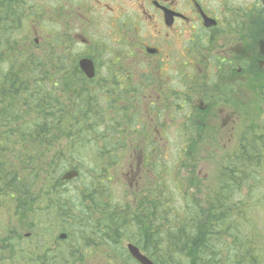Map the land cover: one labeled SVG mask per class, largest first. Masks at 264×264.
I'll use <instances>...</instances> for the list:
<instances>
[{"label":"trees","instance_id":"1","mask_svg":"<svg viewBox=\"0 0 264 264\" xmlns=\"http://www.w3.org/2000/svg\"><path fill=\"white\" fill-rule=\"evenodd\" d=\"M32 10L24 0H0V197L28 229L38 227V214L55 211L54 222L67 238L33 245L25 252L29 264H137L124 242L154 264H264V233L256 228L264 203V140L251 139L256 128L242 130L236 147L217 160L216 179L203 199L189 194L181 177L166 185L164 174L152 171L159 165L153 158L145 194L116 204L113 174L127 146L121 135L133 123V111L139 114L135 88L128 92L133 99L122 96L119 71L111 66L110 86L86 80L77 68L83 52L67 54L75 41L35 43ZM87 53L96 62L98 53ZM190 123H183L187 135ZM64 168L79 172L74 188L60 181ZM1 243L4 264L10 246Z\"/></svg>","mask_w":264,"mask_h":264},{"label":"rangeland","instance_id":"2","mask_svg":"<svg viewBox=\"0 0 264 264\" xmlns=\"http://www.w3.org/2000/svg\"><path fill=\"white\" fill-rule=\"evenodd\" d=\"M26 5L32 10V18L35 21L34 26L36 33L33 34L32 39L40 38L50 40L55 44L56 47L65 46L63 41H69L72 45L68 49L67 54L72 58L73 55L80 53L86 55L87 52H97L96 65L98 66V79L105 76V69L101 70L102 66H111L112 60H115V52L121 48L122 50V63L124 73L128 72L130 79L127 80L125 85L123 84L122 93L123 95L129 96L128 92L131 91L130 87L135 86L136 78L133 77V71L136 69L143 70L145 76L149 77V72H152L154 78L157 79L155 85H153L156 94H158L159 84L161 81L166 86L168 81L166 80V74L169 69V63L167 62V48L174 49V54L180 50L181 41L175 39L168 43L163 38L158 40V47L160 53L158 55V62L156 68L154 62L152 66L147 67L140 61L133 60L131 42L133 35L138 40H146L145 44L152 47L155 46V40L149 41L152 34V28L148 26L147 21L143 25L144 29L137 33L135 29L138 28L139 23L142 21L139 11L137 10L136 0H24ZM164 36V35H163ZM83 40V41H82ZM87 40V41H86ZM39 41V40H38ZM73 41V42H72ZM68 44V47H69ZM80 54V55H82ZM90 54L86 55L89 56ZM99 58V59H98ZM95 60V59H94ZM189 74L184 81L182 78L178 82L174 80L170 71L172 82V90H180L185 86L186 81L195 83L194 80L201 78L204 72L188 71ZM214 71L207 72L209 77L214 74ZM168 74V75H169ZM195 77L189 80L191 75ZM198 74V75H197ZM259 74V76H257ZM136 75V74H135ZM138 75V74H137ZM256 76H251L249 86L247 87V104L246 100L238 96L236 98L235 109L236 115L241 119H237L236 116V127L245 124L253 125L256 131L252 133V139L264 140V95L262 88H264V71L255 72ZM260 83H257L256 79ZM62 79H68L67 83H70V77H63ZM127 84V85H126ZM263 84V85H262ZM262 85V86H261ZM257 86H261L257 89ZM72 86L69 85L68 88ZM86 92V88L83 87ZM126 89V92H125ZM170 89V86L167 88ZM75 90V87L72 89ZM243 90L244 89H240ZM62 92V90H61ZM69 93V92H68ZM66 94V93H64ZM97 94V91L95 92ZM134 97L133 104H136V109L139 114L133 111V123L130 128H127L121 135V139L127 142V146L121 150L120 167L113 176L112 196L114 202L119 204L121 202L132 201L135 199L136 194L141 196L145 194L148 183V179L152 180L149 175L148 168L151 163L155 160L158 162V166L153 168L155 172L164 174V183L169 184L170 181L175 180L177 177H181L189 187V194L193 195L196 199H203L206 194L212 188V182L216 179V168L215 164L217 160L223 154H230V150L236 147L239 136L235 137H205L203 132H198L192 135H186L179 130L182 125L181 119L173 113V109L176 104L167 105L159 103L155 100L154 94H140L139 91H131ZM144 94L146 95L144 98ZM244 96V95H243ZM262 99V100H261ZM156 101L153 105L149 102ZM99 103V101H98ZM243 104L244 108L240 109V105ZM104 110H107L106 104L104 103ZM247 105V106H245ZM167 110H164V108ZM227 111V110H225ZM128 112V111H127ZM128 113H132L129 111ZM228 113V112H227ZM231 114V112H229ZM228 114V115H229ZM121 115V114H120ZM210 115V111L208 112ZM201 118L204 116L211 120V116L201 114ZM107 118V116H105ZM246 118V119H244ZM216 128H218V121H215ZM201 126V125H200ZM102 129V128H100ZM227 127L222 131V135H227ZM250 135V136H251ZM142 136H150V140L143 139ZM188 136L190 138L188 139ZM183 137V139H182ZM131 141V142H130ZM186 146V147H185ZM209 146V147H208ZM229 152V153H224ZM154 158V159H153ZM196 160L198 162H196ZM93 164L89 162L86 157L85 166L89 168ZM130 165L132 166L131 170ZM137 165V174L134 172V168ZM69 168H64L62 171L65 172ZM140 170V172H139ZM82 174H83V170ZM61 173V175H62ZM140 173L139 178H137ZM179 175V176H178ZM198 180L199 185L193 184V180ZM80 180V179H79ZM78 180V181H79ZM86 178H82L81 181H85ZM181 183L180 180H176ZM157 183L155 186H157ZM76 182L72 180L66 186L68 189L74 188ZM152 187V186H151ZM242 194L247 195L246 192ZM248 199V197H247ZM264 199V198H262ZM6 197H0V242L3 245L8 244L10 246L9 257L5 256L7 262L4 264H29L30 259L28 253L25 252L33 248V245L38 243H45L47 246H53L54 241L57 240V236L62 231L59 223H55L54 219L57 220V214L55 211L49 213L50 216H45L44 212H41L36 216L35 222L38 225L37 228L28 229L26 226L23 227V219L19 216L11 217L10 211H8ZM76 212V211H75ZM74 212V213H75ZM256 222L258 229L264 233V203L262 208L258 209L256 213ZM250 222L247 221V226ZM255 228V229H256ZM76 229L70 232L73 233ZM67 231V228H66ZM247 233H249L247 231ZM263 235V234H262ZM264 237V235H263ZM61 241V240H59ZM6 242V243H5ZM50 243V244H49ZM126 243L124 242V245ZM61 245L58 248H62ZM51 250L54 247H48ZM12 250V252H11ZM2 254V250L0 252ZM0 254V256H1Z\"/></svg>","mask_w":264,"mask_h":264},{"label":"flooded vegetation","instance_id":"3","mask_svg":"<svg viewBox=\"0 0 264 264\" xmlns=\"http://www.w3.org/2000/svg\"><path fill=\"white\" fill-rule=\"evenodd\" d=\"M136 6L142 21L135 32L144 29L140 24H145L146 20L154 35L149 41L155 40V46L150 47L145 44L146 40H138L133 35V60L146 64V68L154 67L156 63L159 64L160 38L168 43L175 39L182 41L180 50L174 54L175 59H172L173 55L169 53L174 49H166L167 62L170 65L166 80L169 84L164 86L159 81L156 94L153 85L157 79L152 77V72L146 77L143 70L135 69L133 92L154 94L159 103L162 101L161 103L167 105L176 104L173 113L181 119L179 130L186 135L183 123L191 120L192 123L187 125L192 126L191 135L200 131L204 136L208 134L207 136L233 137L236 132V98L242 97L247 104V87L252 74L264 71V0H136ZM83 57L90 58L94 63V75L90 80H99L97 76L100 71L98 72L95 60L86 55ZM115 57V60H112L115 65V69L111 68L113 73L119 71L120 79L124 75L127 80L130 79L129 73H124L121 65V48L115 52ZM102 69H105V76L97 83L105 88L110 79L106 66H102ZM195 70L203 71L204 75L197 78L196 75L190 74L189 80L197 78L195 83L187 85L189 82L186 81L183 89H171L170 71L175 72L172 73L174 80L178 82L180 79L182 86V78L185 77V81L188 71ZM210 71L215 73L209 77L207 72ZM120 79L117 82L119 89L123 88L125 83ZM256 81L261 84L258 79ZM169 86L170 89H167ZM261 86H257V89ZM242 88L244 91L240 90ZM120 92L123 96L122 89ZM262 92L264 95V88ZM145 96L144 94V98ZM156 101L149 103L153 105ZM201 114L211 116L212 119L208 120L205 116L201 118ZM215 121L219 122L218 128ZM226 127L228 134L225 136L222 131Z\"/></svg>","mask_w":264,"mask_h":264},{"label":"water","instance_id":"4","mask_svg":"<svg viewBox=\"0 0 264 264\" xmlns=\"http://www.w3.org/2000/svg\"><path fill=\"white\" fill-rule=\"evenodd\" d=\"M78 66L87 78H92L93 67L89 60L87 59L80 60L78 62ZM76 176H77V172L75 170H71L69 172L64 173L61 177V180H71ZM60 238H64V235L60 236ZM126 247L130 256L139 264H154L146 256L140 253V251L135 246L128 244Z\"/></svg>","mask_w":264,"mask_h":264}]
</instances>
